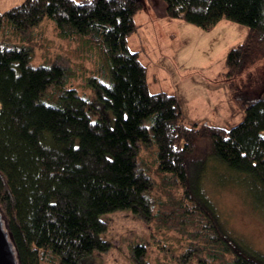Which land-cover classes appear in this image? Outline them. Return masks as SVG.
Segmentation results:
<instances>
[{
    "label": "trees",
    "instance_id": "trees-1",
    "mask_svg": "<svg viewBox=\"0 0 264 264\" xmlns=\"http://www.w3.org/2000/svg\"><path fill=\"white\" fill-rule=\"evenodd\" d=\"M165 2L168 15L206 29L224 17L248 25L224 71L244 110L237 124L189 122L176 94L149 90L147 66L128 44L145 0H23L0 11V32L9 22L26 33L48 17L65 38L83 34L101 45L111 67L110 82L97 78L93 94L82 96L65 84L63 64L34 66L30 45L0 39V214L19 264H83L94 250L106 251L104 213L130 209L152 219L153 181L138 162L151 136L158 171L182 187L177 208L200 222L208 255L202 263L227 256L226 264H264V254L226 231L201 187L211 154L242 173L264 204V88L252 96L235 83L264 56V0ZM203 137L209 149L198 146ZM132 253L142 264L145 247L134 245Z\"/></svg>",
    "mask_w": 264,
    "mask_h": 264
},
{
    "label": "rangeland",
    "instance_id": "rangeland-1",
    "mask_svg": "<svg viewBox=\"0 0 264 264\" xmlns=\"http://www.w3.org/2000/svg\"><path fill=\"white\" fill-rule=\"evenodd\" d=\"M22 1L0 0V11ZM145 2L147 6L134 16L137 27L129 35L128 44L139 51L147 66L149 90L176 94L189 122L227 128L240 122L244 110L233 100L224 71L228 51L246 38L248 25L224 17L206 29L168 15L165 0ZM0 39L18 46L30 45L34 66L63 64L65 84L82 96L93 94L97 78L102 83L110 82V62L101 45L88 41L83 34L65 38L48 17L26 33L5 22ZM235 83L252 96L259 95L264 88V56L249 63ZM54 90L49 88V97ZM145 124L150 127L152 119L147 118ZM209 144V137L198 140L203 150L209 149ZM156 157L157 145L151 136L150 141L141 143L138 162L152 177L154 217L148 220L130 209L102 214L107 227L101 237L110 242V247L94 250L83 264H140L133 257L134 245L145 247L142 264H203L208 255L204 234L197 232L200 222L177 208L182 187L158 171ZM244 179L242 173L210 154L201 187L226 231L264 254V204L254 200ZM226 259L220 257L212 264H226Z\"/></svg>",
    "mask_w": 264,
    "mask_h": 264
},
{
    "label": "water",
    "instance_id": "water-1",
    "mask_svg": "<svg viewBox=\"0 0 264 264\" xmlns=\"http://www.w3.org/2000/svg\"><path fill=\"white\" fill-rule=\"evenodd\" d=\"M0 264H19L15 249L4 228L2 215L0 214Z\"/></svg>",
    "mask_w": 264,
    "mask_h": 264
},
{
    "label": "crops",
    "instance_id": "crops-1",
    "mask_svg": "<svg viewBox=\"0 0 264 264\" xmlns=\"http://www.w3.org/2000/svg\"><path fill=\"white\" fill-rule=\"evenodd\" d=\"M134 19H135V17H134ZM136 22V21H135ZM132 49V48H131ZM133 50V49H132ZM183 110V109H182ZM184 112V111H183Z\"/></svg>",
    "mask_w": 264,
    "mask_h": 264
}]
</instances>
